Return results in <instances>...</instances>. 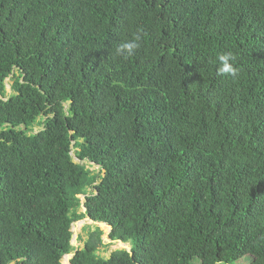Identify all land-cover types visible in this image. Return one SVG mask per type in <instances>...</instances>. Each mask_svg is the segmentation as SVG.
<instances>
[{
    "label": "trees",
    "instance_id": "1",
    "mask_svg": "<svg viewBox=\"0 0 264 264\" xmlns=\"http://www.w3.org/2000/svg\"><path fill=\"white\" fill-rule=\"evenodd\" d=\"M79 196L132 250L72 264H264V0H0V264H64Z\"/></svg>",
    "mask_w": 264,
    "mask_h": 264
},
{
    "label": "rangeland",
    "instance_id": "2",
    "mask_svg": "<svg viewBox=\"0 0 264 264\" xmlns=\"http://www.w3.org/2000/svg\"><path fill=\"white\" fill-rule=\"evenodd\" d=\"M7 83H8L7 88L10 91L11 85L13 84L12 79L11 78L8 79ZM37 129L38 128H36V130ZM87 166L90 167L91 170L98 172V169H99L98 167L91 166V165H87ZM84 203H85L84 196H79L76 207L70 208L69 213L67 215V217L73 223V230H74L75 236L78 237V239H75L76 237L73 238V243L75 242V245L78 247L77 248L78 250L84 248L86 245V242L91 238L92 232H94V234L97 236L96 237L97 240L103 241V244L100 246L98 253L102 256L109 257L114 251L122 248L123 245L120 242L111 241L110 229L108 231L106 227H103L100 224L90 223L88 221L85 222L88 219V216L85 215L86 209H85ZM73 209L76 212L73 214V218H71L70 213L72 212ZM70 257H71V254L66 256L64 260V264H71Z\"/></svg>",
    "mask_w": 264,
    "mask_h": 264
},
{
    "label": "clouds",
    "instance_id": "3",
    "mask_svg": "<svg viewBox=\"0 0 264 264\" xmlns=\"http://www.w3.org/2000/svg\"><path fill=\"white\" fill-rule=\"evenodd\" d=\"M140 40V36L137 35L133 40L121 42L116 46V54L122 57H128L133 55L134 51L139 47L138 41ZM235 56L231 53L221 54L218 57L219 66L217 68V74L219 76L225 75H236V68L234 67ZM71 263V259H70Z\"/></svg>",
    "mask_w": 264,
    "mask_h": 264
},
{
    "label": "water",
    "instance_id": "4",
    "mask_svg": "<svg viewBox=\"0 0 264 264\" xmlns=\"http://www.w3.org/2000/svg\"><path fill=\"white\" fill-rule=\"evenodd\" d=\"M86 209V208H85ZM88 219L90 220V221H92V222H94L89 216H88ZM103 227H107V228H109L110 229V233L112 232V227L111 226H109V225H107V224H104V223H100ZM72 228H73V225H72ZM73 232H74V230H73ZM75 237V233H74V235H73V238ZM73 238H72V243H73ZM120 243L123 245V247L122 248H120V250H122L123 248H125L126 250H128V251H131L132 250V243H130V244H128V245H126L124 242H122V241H120ZM119 250V249H118ZM78 252V249L75 251V253H73V254H71V257H70V259L72 260L73 259V257L75 256V254ZM68 256V255H67ZM72 264V263H71Z\"/></svg>",
    "mask_w": 264,
    "mask_h": 264
}]
</instances>
